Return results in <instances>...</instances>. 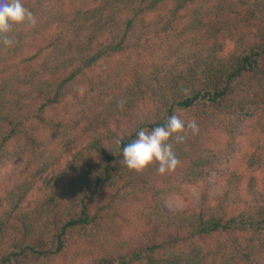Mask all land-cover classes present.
Returning <instances> with one entry per match:
<instances>
[{"label": "trees", "instance_id": "obj_1", "mask_svg": "<svg viewBox=\"0 0 264 264\" xmlns=\"http://www.w3.org/2000/svg\"><path fill=\"white\" fill-rule=\"evenodd\" d=\"M22 3L36 25L0 43V169L22 160L0 177V264H264V0ZM173 114L199 126L169 140L180 166L128 169ZM187 184L198 207L167 212Z\"/></svg>", "mask_w": 264, "mask_h": 264}, {"label": "clouds", "instance_id": "obj_2", "mask_svg": "<svg viewBox=\"0 0 264 264\" xmlns=\"http://www.w3.org/2000/svg\"><path fill=\"white\" fill-rule=\"evenodd\" d=\"M36 17L31 10L26 8L22 0H0V43L11 47L14 43L8 35L12 31V26L17 24H28L35 26ZM77 92L83 96L86 88L77 87ZM121 110L124 102L117 105ZM187 130L194 134L199 133V126L195 119L185 123L178 115L169 116L162 126H156L152 130L140 129L136 134V139L127 144L123 150L121 162L130 170L143 172L152 163H158L157 171L164 175L176 170L181 161L176 156L173 145L169 143L170 138L175 134L177 142H184ZM185 133V135H180ZM120 141L117 140V144Z\"/></svg>", "mask_w": 264, "mask_h": 264}, {"label": "rangeland", "instance_id": "obj_3", "mask_svg": "<svg viewBox=\"0 0 264 264\" xmlns=\"http://www.w3.org/2000/svg\"><path fill=\"white\" fill-rule=\"evenodd\" d=\"M249 127V124L243 126L240 131V135H244L245 131ZM232 160H228L222 162L215 171L209 173L204 183L207 186V194L211 199H215L220 195L222 189L224 187V179L228 170L232 167ZM22 168V160H17L10 164L2 166L0 169V177L2 181H6L9 184H13ZM45 179V176L42 177L40 183ZM184 190L186 195L189 197L188 200H184L179 196L172 194L165 198L164 200V208L167 212H175L181 210L183 208H194L198 207L200 203V194L201 188L196 185L187 184L184 186ZM90 262V257H86L83 259V264H88Z\"/></svg>", "mask_w": 264, "mask_h": 264}]
</instances>
